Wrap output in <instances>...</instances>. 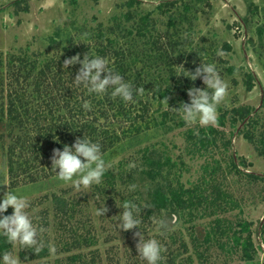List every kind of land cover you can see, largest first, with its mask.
<instances>
[{
    "label": "trees",
    "instance_id": "1",
    "mask_svg": "<svg viewBox=\"0 0 264 264\" xmlns=\"http://www.w3.org/2000/svg\"><path fill=\"white\" fill-rule=\"evenodd\" d=\"M201 1L203 0H168L159 3L153 10H148L143 8L141 0H127L120 5V12L111 18V26L103 28L100 24L80 32L83 33L84 40L78 42L71 38L69 45L64 47L60 54L41 59L40 54L29 55L23 51L20 56L11 57L10 65H19L18 71L25 74L26 84L21 90L23 93L9 91L11 95L7 94V104L0 103L1 120L6 123L8 137L11 139L6 150L10 188L16 190L23 176H27L29 184L37 183L40 179H54L50 161L53 149H62L64 144L71 145L77 137H83V134L98 141L105 158L111 161V156L118 147L134 138L152 130L166 131L185 125L171 109L178 108L181 102H188L189 99L186 89H183L184 81L177 78L175 66L182 61L186 53V37L193 35L194 21L201 12L198 2ZM14 5L17 13L20 10H28V3L24 0H17ZM223 48L227 52L231 50L228 44ZM89 52L108 57L110 67L134 87L145 89L139 96L134 93L135 103H125L107 94L100 98L89 96L85 90L73 85L71 80L74 79L79 65L65 70L63 60L77 54L82 59ZM195 54L203 57L201 52ZM188 60L191 62V71L197 63L194 64L192 57ZM4 67L0 53L1 95L7 91V72ZM187 81L189 84L193 82L188 78ZM244 84L247 91L254 88L252 74L246 76ZM28 87H32L31 101L26 98V93L30 90ZM178 90L181 95L171 97ZM51 93L52 95H49ZM85 99L90 101L91 111L85 112L82 109L81 105ZM167 102L169 107L165 108L164 104ZM254 111L248 106L226 109L221 113L218 125L225 127L229 115L231 126L244 124L241 134L252 143L253 130L258 123L255 119L257 113ZM219 127L196 126L184 132L186 154L191 158H205L202 174L195 183L187 186L181 181L185 169L183 154L180 153L176 160H172L170 151L152 144L144 147L139 156L144 166L142 173L150 184H153L146 193L147 197L141 200L138 193L129 190L123 193L121 198L132 200L141 211L148 200V207L145 208L147 213L151 214L154 208L159 213L176 215V222H191L196 218L216 216L206 228L204 242L207 246L216 245L222 251L234 252L239 254L242 260L252 263L256 255L252 223L241 218L234 223L218 217L221 213L239 207V203L230 193L213 184L217 180L221 165L217 160L211 162L207 158L213 154L219 140L225 139V132ZM224 145L229 147L231 140H224ZM259 153L264 157V149ZM229 159L226 165L229 173H245L247 178L264 183V176L240 170L239 165H250L246 159H241L239 165L233 156ZM111 164L102 183L94 185L95 191L104 198H108L110 191L117 190L119 182L126 183L128 188L135 182V171L127 170L121 162ZM165 175L173 177L170 179ZM58 208H61V213L65 215L59 220V225H63L64 236L65 233L68 235L62 239L66 248L63 250L90 249L97 245V235L93 233L92 224L84 225V233H79L78 227L71 226L76 210L75 203L67 204L59 200ZM11 212L12 209L9 208L5 214ZM261 231L264 234V219ZM68 233H71L70 236ZM171 239L175 240L172 236ZM45 240L49 241L47 237ZM8 247L4 239L0 238V250ZM183 250H187L186 245H183ZM91 252L92 255H89ZM96 252L91 250L87 254L73 253L68 255L65 261L57 260V264H101ZM20 255L27 261L42 260L49 256L46 249L37 254L31 249H23ZM198 256L201 257L202 253L198 252ZM162 264L170 263L162 261Z\"/></svg>",
    "mask_w": 264,
    "mask_h": 264
},
{
    "label": "rangeland",
    "instance_id": "2",
    "mask_svg": "<svg viewBox=\"0 0 264 264\" xmlns=\"http://www.w3.org/2000/svg\"><path fill=\"white\" fill-rule=\"evenodd\" d=\"M17 0H0V53L3 57L4 71L6 73L7 91L23 93L25 86L24 73L18 71L19 65H10L11 57L20 56L25 51L29 55L40 54L51 58L69 45V40H84L83 33L100 24L103 28L111 26V18L120 12V5L127 0H24L28 3V10L16 12L14 2ZM144 9L153 10L159 3L168 0H141ZM194 1V0H190ZM207 1L209 5H207ZM198 19L194 21V32L191 37H186V53L180 63L186 70L191 63L188 58L194 59V64L199 65L201 60L205 63L213 62L228 84L226 100L218 105L217 121L213 126L219 127L218 119L226 109L238 106H248L254 109L257 115V126L254 131V141L249 142L241 134L244 124L238 123L231 126L230 116H227L225 142L231 140V145L226 147L224 140H219L208 160H217L221 170L215 186L224 192L230 193L233 199L239 203V207L232 211L221 213L218 217L236 222L245 219L252 223L253 244L256 250L255 260L252 263L242 260L239 254L224 252L216 245L210 247L204 242L206 228L215 217L196 218L189 222L177 221L176 215H168L152 209V213L146 212L148 200L141 211L142 231L148 232L163 245V262L170 264H264V234L261 231V223L264 219V183L253 181L245 176V173H229L226 165L229 157L233 156L239 165L241 159H246L249 166L239 165L243 172H251L264 176V157L259 151L264 149V0H203L198 2ZM230 45L231 50L225 51L223 46ZM225 53L223 57L216 55L217 49ZM201 52L203 57L198 56ZM60 54V53H59ZM194 54V55H193ZM177 55V54H176ZM196 55V56H195ZM197 60V61H196ZM222 61H227L223 63ZM42 62V61H41ZM193 62V61H192ZM176 68V67H175ZM248 74L254 77V88L247 91L244 81ZM184 81L183 89L205 87L200 79L189 84L187 77L177 76ZM32 88V87H31ZM31 88L26 93V98L31 101ZM27 90V91H28ZM182 90V89H181ZM0 94V103L7 104V94ZM56 92H54L55 94ZM11 95V94H10ZM49 95H52L49 94ZM178 90L174 96L179 97ZM165 108L168 104H164ZM31 127V126H29ZM183 125L171 130H152L139 138L127 142L111 156V163H122L127 170L135 171V185L133 192L139 194L141 200L147 197V191L153 184L142 173L143 162L139 159L144 147L152 144L163 150L170 151L172 160L183 154L185 169L181 181L187 186L195 183L202 174L204 157L191 158L185 152L184 132L193 128ZM27 128V127H26ZM6 123L0 115V197L4 192L13 190L10 188L7 177L8 158L7 146L11 143L8 137ZM134 164L129 167V164ZM112 165V164H111ZM166 172V171H165ZM165 177H173L165 175ZM125 181V179H124ZM27 176L20 179L21 183L16 191L29 197L30 211L38 218V223L47 228L44 238L55 245L56 254L49 255L42 260L27 261L20 256L23 264H38L46 262L57 264V260L65 261L68 255L73 253H90L97 251V259L101 264H142L136 252V240L133 232L123 231L117 228L116 216L123 211L117 207L122 201V194L129 191L126 183L119 182L115 192H109L108 198L102 197L96 192L94 185L89 189L74 190L70 184H63L54 179H40L37 183H27ZM6 184V185H3ZM59 200L70 204H76L72 225L78 227L79 233H84V225H91L94 234L97 235V245L93 248H79L72 251L63 250L64 229L59 220L62 216L61 208H58ZM118 200V201H117ZM104 206L108 211L104 215H96V209ZM67 215V214H66ZM68 220V219H67ZM162 221L164 227H159ZM46 224H48L46 226ZM69 236L71 233H68ZM175 240L172 241L171 239ZM147 238V233H145ZM186 245L187 250H183ZM66 249V248H65ZM198 252L202 256H198ZM92 255V252L89 254Z\"/></svg>",
    "mask_w": 264,
    "mask_h": 264
},
{
    "label": "clouds",
    "instance_id": "3",
    "mask_svg": "<svg viewBox=\"0 0 264 264\" xmlns=\"http://www.w3.org/2000/svg\"><path fill=\"white\" fill-rule=\"evenodd\" d=\"M216 55L223 57L225 53L218 48ZM77 64L79 68L71 81L76 87L85 90L89 96L100 98L107 94L125 103H135L134 93L139 96L145 91L142 87H134L130 81L110 67V60L106 56L89 52L82 59L77 54L63 60L65 70ZM175 67L177 76L182 75L191 81L200 79L205 87L192 86L186 89L188 102H181L178 108L171 109L187 127H206L215 124L218 105L226 100L229 90L216 64L201 60V63L191 71L186 70L183 65ZM81 107L85 112L91 111L90 101L83 100ZM50 161L54 178L63 184H70L76 191L100 185L107 169L111 167V161L105 158L101 144L84 134L83 137H77L71 145L64 144L62 149H53ZM133 166L134 164H129V167ZM134 188L135 185L129 186L130 191ZM117 207L123 209L116 216V220L120 221L116 224L117 228L125 232L138 229L133 232L138 254L136 257H139L142 264H162L165 251L163 245L140 228L142 209L132 200H122ZM9 208L12 212L6 215ZM107 211L103 204L96 209V215H104ZM37 221L38 218L30 211L27 195L16 190L4 192L0 197V238H3L9 247L0 250V264H23L18 255L23 249H31L36 254L46 249L49 255L56 254L55 245L44 238L47 228ZM158 226L164 227L163 222H158Z\"/></svg>",
    "mask_w": 264,
    "mask_h": 264
}]
</instances>
